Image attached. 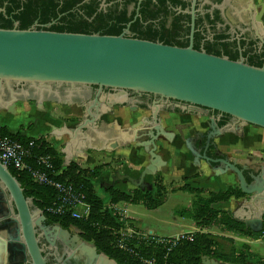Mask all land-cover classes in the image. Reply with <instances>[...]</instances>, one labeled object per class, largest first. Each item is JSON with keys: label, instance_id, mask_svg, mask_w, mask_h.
<instances>
[{"label": "water", "instance_id": "obj_1", "mask_svg": "<svg viewBox=\"0 0 264 264\" xmlns=\"http://www.w3.org/2000/svg\"><path fill=\"white\" fill-rule=\"evenodd\" d=\"M93 86L98 94L104 88L116 92L107 95L110 97L107 105L101 99L103 112L113 105L134 106L130 93L160 98V102L147 105L151 120L146 121L152 124L146 132L148 139L135 140L148 154V164L137 178L115 172L117 178L108 187L116 180H127L146 191L150 185L144 181L145 176L165 170L166 162L156 152L158 136L170 138L157 122V111L163 101L175 100L216 110L233 116L241 124L264 129V67L209 54L191 45L179 47L123 35L0 28V110L15 113L17 101L31 100L40 110L44 109V102H57L76 104L91 115V108L97 106L82 102ZM87 124L95 125L94 119L81 121L78 128ZM190 141L185 140L195 161L203 158L209 164L215 163L214 170L235 174L238 188L245 195L243 204L249 210L243 223L253 232L262 231L264 170L251 174L248 181L242 167L234 161L219 152L217 158L207 156L206 150L200 153ZM209 142L206 140V148ZM0 182L10 195L34 263L45 264L34 234V224H40L39 220L44 218L42 210L31 206V199L24 196L20 183L1 162ZM76 247L88 256L90 264H120L89 242L79 240ZM200 264L226 263L202 255Z\"/></svg>", "mask_w": 264, "mask_h": 264}, {"label": "flooded vegetation", "instance_id": "obj_2", "mask_svg": "<svg viewBox=\"0 0 264 264\" xmlns=\"http://www.w3.org/2000/svg\"><path fill=\"white\" fill-rule=\"evenodd\" d=\"M0 28L56 32L79 30L123 35L179 47L191 45L194 49L209 54L243 61L255 67H264V0H0ZM115 93L109 88H104L102 93L98 94L96 86L86 92L82 103L97 106L96 109L91 108V115H87L88 119H94L96 126H101L104 123L103 118L116 106H111L106 113L100 103L107 105L110 101L107 95ZM129 97L137 109L147 114L144 118L150 121L151 109L147 105L160 102V98L145 93H130ZM79 109L83 114L84 108ZM161 113L173 115L178 120L180 126L177 132L163 125ZM156 116L159 125L170 136H158L156 142L159 138L169 142L178 138L184 140V143L185 140H192L200 153L206 150V155L212 158H216L214 152L217 151L213 143L216 138L228 133L237 138L246 137L241 131L242 124L233 116L175 100L163 101V106L159 108ZM188 119H194L195 125L189 134L184 132L186 126H183L187 124ZM147 124V129L136 133L135 140L148 139L146 132L152 128V124ZM206 140H210L207 148ZM186 150L190 153L187 147ZM156 152L163 159L157 144ZM166 170L165 165L164 171L145 176L154 180L151 183L144 178L150 185L146 191L151 190L152 186L156 188L158 183L162 184ZM115 172L117 171H113L110 183L114 177L117 178ZM119 181L128 182L116 180L115 184ZM28 198L31 199V206H36L32 198ZM42 216L44 218L39 220L40 224H34V234L45 264L91 263L88 256L76 247L79 240L86 241L82 231L75 226L54 222L44 214ZM62 231H66V234ZM0 264H35L22 235L15 207L1 182Z\"/></svg>", "mask_w": 264, "mask_h": 264}, {"label": "crops", "instance_id": "obj_3", "mask_svg": "<svg viewBox=\"0 0 264 264\" xmlns=\"http://www.w3.org/2000/svg\"><path fill=\"white\" fill-rule=\"evenodd\" d=\"M43 108L42 110L37 109L34 101L19 100L15 105V113L0 110V127H5L11 132H16L22 127L26 136H43L45 141L58 153L63 167H67L71 162L81 168H93L105 164L106 166L103 167L100 175L92 180L93 187L102 199L103 206L108 209L115 207L116 211H120L123 218L131 222L136 230L153 236L167 237H175L181 233L203 232L209 234L217 242L216 248L224 254H230L233 250L247 245L251 252L264 259V230L258 237H252L228 231L219 222L202 227L191 218L182 215L183 210L193 209L196 199L194 194L179 189L184 184L205 189L206 192L201 193L204 198L208 197V191H225L228 187L238 188L233 172L222 173L220 169L214 170L212 166H215V163L209 164L205 160L195 161L190 154L191 152L186 150V142L184 143L182 139L176 138L169 142L159 138L156 142L158 152L162 155L167 166L166 172L163 173L162 182L165 193L163 201L149 210L159 211L172 194L180 193L185 198L181 208L177 209L176 213H171L169 221L146 225L142 218L136 217L138 213L133 209L130 202H110L107 185L111 181L113 171L116 170L121 174H128L137 178L148 163V154L144 152L142 147L137 146L136 142L139 140L135 141L136 133L148 128L144 118L147 114L141 109H137L135 105H116L112 108V112H108L103 118L104 123L101 126L87 124L78 128L80 122L87 118V113L83 110L84 113L82 114L76 104L44 102ZM161 117L163 125L173 131H176L180 126L173 115L161 113ZM8 124L14 125L15 129H9ZM29 126H32V131L29 130ZM183 126H186L184 132L189 134V131L195 127L194 119H188L187 124ZM55 131L58 132L56 133L57 136L52 134ZM241 131L245 134V139L237 138L228 133L216 138L213 143L217 152L242 167L247 180L250 181L251 174L264 170V129L251 124H242ZM190 144L195 146L192 140ZM217 152H214L216 158L218 157ZM110 162L114 163L107 166ZM145 179L152 183V177ZM113 188L123 192L133 190L130 183L122 181L117 182ZM148 191L154 193V186ZM244 200L245 195L239 198L232 196L227 201L215 203L213 207L229 212L237 222L244 225L243 220L249 214V210L243 204ZM174 208L172 207V209ZM112 210L114 209L112 208ZM118 225L120 226L121 222L119 224L118 221ZM244 228L251 230L245 225ZM247 261L255 264L253 260L247 259Z\"/></svg>", "mask_w": 264, "mask_h": 264}, {"label": "trees", "instance_id": "obj_4", "mask_svg": "<svg viewBox=\"0 0 264 264\" xmlns=\"http://www.w3.org/2000/svg\"><path fill=\"white\" fill-rule=\"evenodd\" d=\"M68 32L91 34L79 30H71ZM1 132L22 143L33 141L35 143L34 151L36 153L49 154L52 157L53 169L57 172V175H55L56 179L72 182L84 194V199L90 206L89 216L86 220H76L67 216L47 213L44 207L53 200L55 195L54 190L33 182L28 173L24 171L17 172L9 167L8 170L23 188L25 197H31L34 204L52 221L78 228L82 231L84 239L94 244L99 252L105 253L120 264H137L123 252L113 247L111 230L104 227L106 225L116 228L118 225L108 211L103 209V201L97 195L92 184V180L100 175L103 169L102 165L94 166L93 168H81L74 162H71L67 167H63L58 153L45 141L46 139L43 136H26L22 127L16 132H11L5 127H1ZM183 180H186V178H183ZM179 189L195 195L196 199L193 209L183 210L181 213L191 218L199 226L207 227L214 222H219L228 231L246 234L252 237H258L264 230V225L260 232L246 230L244 225L241 222H237L229 212L217 210L213 207L215 203L227 201L232 196L236 198L242 197L244 194L237 187H228L225 191H208L207 198L201 196V193L206 192L203 188H196L184 184ZM107 192L110 196L111 203H117L118 201L130 203L142 202L146 208L153 209L163 201L165 187L158 183L154 193L139 189L123 192L113 187L107 188ZM216 246L217 242L209 234L195 232L193 233V240L182 241L173 249L171 260L174 264H200L201 256L207 255L232 264H245L247 259L253 260L255 264H264V259L251 252L247 245L235 251L233 250L230 254L220 252Z\"/></svg>", "mask_w": 264, "mask_h": 264}, {"label": "built area", "instance_id": "obj_5", "mask_svg": "<svg viewBox=\"0 0 264 264\" xmlns=\"http://www.w3.org/2000/svg\"><path fill=\"white\" fill-rule=\"evenodd\" d=\"M34 147L33 141L19 142L3 134L0 127V162L17 172L28 173L33 182L54 190V198L44 210L53 215L86 220L90 206L85 201L82 191L70 181L56 179L57 172L53 169L52 157L49 154L36 153ZM103 209L108 211L117 225L118 221L119 224L121 222L116 228L104 225L111 230L113 247L137 264H174L171 260L173 249L182 241L193 240V233L167 237L140 232L131 222L125 220L115 207L110 209L103 207Z\"/></svg>", "mask_w": 264, "mask_h": 264}, {"label": "rangeland", "instance_id": "obj_6", "mask_svg": "<svg viewBox=\"0 0 264 264\" xmlns=\"http://www.w3.org/2000/svg\"><path fill=\"white\" fill-rule=\"evenodd\" d=\"M7 126L9 129H15V126L12 124H8ZM28 128H29V130H31L32 126H29ZM112 161H115V159H112ZM112 163H114V162L108 163L107 166H111ZM102 166L104 167L106 165L103 164ZM112 170H113V168H112ZM152 182H154V180ZM159 182H161V181L159 180ZM167 186L170 187V185H167ZM133 189H134V186H133ZM178 192H180V191H178ZM184 201H185L184 195H181L180 193L172 194V195H170V198L167 201V203L165 205H163L159 209V211L149 210L141 202L130 203V204L132 205L133 209H135V211L138 213L136 216L137 218H142L146 225H148V224L152 225V224H161L163 222L169 221L171 213H173V212L176 213L175 211L177 209L181 208L180 206L182 205V203ZM175 205H177V206H175ZM172 207H175V208L172 209Z\"/></svg>", "mask_w": 264, "mask_h": 264}]
</instances>
